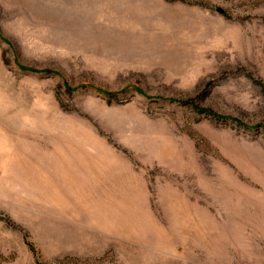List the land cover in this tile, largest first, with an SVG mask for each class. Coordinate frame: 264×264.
I'll return each instance as SVG.
<instances>
[{"label": "rangeland", "instance_id": "374dc122", "mask_svg": "<svg viewBox=\"0 0 264 264\" xmlns=\"http://www.w3.org/2000/svg\"><path fill=\"white\" fill-rule=\"evenodd\" d=\"M0 264H264V0H0Z\"/></svg>", "mask_w": 264, "mask_h": 264}]
</instances>
